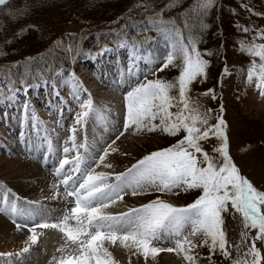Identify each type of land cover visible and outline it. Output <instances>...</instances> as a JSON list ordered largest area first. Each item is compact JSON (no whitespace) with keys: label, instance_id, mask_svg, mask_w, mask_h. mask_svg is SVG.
Returning <instances> with one entry per match:
<instances>
[{"label":"rangeland","instance_id":"374dc122","mask_svg":"<svg viewBox=\"0 0 264 264\" xmlns=\"http://www.w3.org/2000/svg\"><path fill=\"white\" fill-rule=\"evenodd\" d=\"M64 1L65 5L68 0ZM110 1L77 0L75 8L70 10L71 6L66 7L63 9L66 14L60 18L50 8H47L48 12L38 10L41 3L50 5L55 2L54 0L51 2L50 0H6V4L0 5V70L3 75L11 73L14 69L12 65L20 62L26 65L30 60V57L18 58L24 55L22 43H25L27 39H31L33 42L29 49L31 53L27 56L38 58L39 62L50 59L53 64V61L58 59V55L54 57L52 53L54 47L58 46L57 41L63 42L70 59L68 67L55 69L52 65L49 68L52 71H48L47 79L44 82L40 80L35 84L36 86L29 88L27 93L21 90L16 93L14 99L0 100V208L8 206L4 199L7 194V200L18 204L20 208L28 209L40 205L48 209L37 217L32 216L31 213L12 215L0 211V253L20 252L30 235L28 227H31L34 222L39 223L44 220L56 223L63 217L65 210L71 207L63 196L54 198L53 185L59 184V179L53 174L54 167L46 166L44 162L49 146L43 145L37 138L42 133L47 134L49 129L48 134L51 137V148L54 154H49L48 160L50 164L57 166L65 142L68 141L62 136L70 137L73 134L71 132L73 127L76 128V140L81 135H87L88 139H94L96 135L91 134V130H98V142L91 149L93 154H89L87 157L90 161L94 158L98 159L102 149L111 143L112 139L110 138L115 140L123 130L124 94L134 86L135 82L127 89L126 84L120 86L119 97L116 98L111 94L113 91L111 85L113 84L111 82L109 84L107 81L104 85L103 82L106 81V76L120 77L118 76V64L121 67V63L115 62L114 65L107 66V72L102 71L101 65L105 64L107 53L116 50L118 54L122 55L126 51L129 56L130 49L115 48V44H113L105 47L110 49L106 52L103 51L104 48L98 50L100 47L95 48L98 50L96 53L92 49L94 55L91 57L93 54L91 52L89 59L81 60L82 55H77L79 50H89V45H85L87 32L91 34L92 29L99 28L101 31L106 30L104 22L120 13L138 14L146 17L144 21L158 14L166 21L174 20L185 37L193 35L197 38L198 49L202 53L203 59L209 61V66L206 70L207 78L200 77L193 83L191 96L199 100L203 108L212 109L210 124L216 122L220 107L223 105V118L228 126L229 153L241 174L246 176L258 190L264 191V98L259 95L255 78L252 82L248 80V68L253 58L241 51L239 43L240 41L251 43L256 29L264 28V0H242L249 12L245 18H241L239 15L222 14V12L234 8L231 0H213L211 6L207 8L203 6V0H119L115 5L108 4ZM227 4L232 8H226ZM61 5L62 2H60ZM245 13L246 10L241 8L240 14L246 15ZM139 27L140 25L137 29ZM245 27L249 29L247 33L243 31ZM25 28L30 32L25 39L21 35L16 38L14 37L16 34L10 35L12 31H20ZM208 29L209 37L206 38L208 40L210 38L214 50L209 47L210 43L207 47L202 45L206 41L204 36ZM119 32L122 33V37L125 35L124 31ZM152 32V40L146 42L148 43L146 47L151 45L152 48H150L151 50L142 49L141 55L151 59H162L170 50L169 42L157 32ZM142 34L148 35V33ZM77 35L78 37L74 39ZM3 42L9 44L7 50L1 48ZM257 43H264V41H257ZM71 45L74 48L69 51ZM48 48L51 49L50 52H45ZM205 53H211V55ZM47 54L52 58H48ZM12 58L14 61L8 62ZM155 66L158 67L159 63ZM225 67L228 68V74L222 75ZM94 70H98L99 74L97 75ZM143 70H146L145 64H143ZM144 71L141 72L139 78L141 81L144 79ZM178 74V67H170L157 73V76L165 80H174ZM11 75L13 78L16 77ZM147 78L154 79L156 77L149 75ZM76 81L82 85V90L78 93ZM208 89L214 90L216 99H212L211 95H202ZM74 93L79 94L82 100L87 99L89 95L92 98L95 115L91 116L90 114L88 117L89 125L76 124L77 114L81 108L77 100L74 99ZM25 102L30 106L29 111L34 112L38 117L39 127L31 126L29 116L23 107ZM48 103L49 106L46 107ZM68 129L70 133H68ZM177 138L160 132L134 134L129 130L113 145L118 151L110 153L106 158L105 162L110 163L112 167L94 166V171L108 174L124 172L144 155L174 144ZM217 144L218 141L213 137L205 143V150L212 154L211 148ZM87 145L90 146L91 142L88 141ZM53 155L57 156V159ZM109 182L114 183L112 180ZM59 191L63 193V185H60ZM174 191L176 194L151 190L137 196H133L129 192L123 200L110 206H117L116 208L107 212L119 214L124 212L126 204L136 203L141 206L157 199V197L168 203H176L179 207H184L195 201L201 194L200 189L188 191L176 189ZM223 218L224 231L229 245L240 244L241 232L245 231L240 214L232 210L229 205V211L223 214ZM24 222H27L28 227L18 230L16 224ZM187 231L186 229L185 234ZM37 233V243L31 246L28 253L20 257H10L14 260V264H50L54 256L60 255L56 250L63 243L62 233L53 228H38ZM254 235L255 230H251L247 240L250 242ZM194 239L199 243L203 237L198 236ZM158 246L167 248L175 245L172 241H165ZM257 247L264 254V242L257 241ZM109 251L118 264H186L183 256L175 252H161L155 259L149 257L145 261L143 256L132 255L128 249L119 245H109ZM229 251L231 257L225 258L217 250L212 255L211 264H232V259L238 255V251L235 247H230ZM239 251L242 252L243 247ZM195 252L200 257L197 264H210L208 247H198ZM0 258L7 261V257L0 256Z\"/></svg>","mask_w":264,"mask_h":264},{"label":"snow or ice","instance_id":"6c2138e0","mask_svg":"<svg viewBox=\"0 0 264 264\" xmlns=\"http://www.w3.org/2000/svg\"><path fill=\"white\" fill-rule=\"evenodd\" d=\"M212 2L203 0V6L207 8ZM5 3L6 0H0V5ZM150 31L157 32L169 42L170 50L162 59L141 55L144 44L151 39L147 36L143 40L138 36H125L117 45L130 49L132 63L129 72L137 77L134 86L124 94L123 130L102 149L98 159L90 161L87 145H77L76 128L71 129L73 134L65 142L58 165L53 168V174L59 179V184L53 185L54 198L63 196L71 207L56 223L44 220L34 222L31 227L27 222L17 223L18 230L28 227L30 235L25 246L18 253H0V256H23L37 243L38 228H53L62 233L63 243L56 250L60 255L54 256L50 264H118L109 251V245H119L132 255L143 256L145 261L149 257L155 259L161 252H175L183 256L186 264H197L200 257L195 250L198 247H208L210 264L217 250L229 258V248L235 247L238 255L232 259V264H264V254L257 247V241L264 242V191L258 190L241 174L229 153L223 105L216 122L210 124L212 109L203 108L199 100L191 96L193 83L200 77L207 78L209 61L203 59L197 38L193 35L185 37L174 20L166 21L157 14L140 21L138 32ZM243 31L247 33L249 29L245 27ZM257 41H264V28L256 29L251 43H239L241 51L253 58L248 68V80L252 82L255 78L259 95L264 98V43ZM56 43L60 44L59 41ZM103 51L110 49L104 48ZM138 61L145 64L143 81L139 79L138 72L131 71L133 67L139 68ZM157 63L158 67L155 66ZM170 67L179 68L174 80L157 76ZM46 71L52 69L40 67L33 70L29 67L23 76L14 79L10 72L3 75L0 70V100L14 99L21 90L27 93L29 88L36 86L28 83V79L44 82ZM227 74L228 68L225 67L222 75ZM149 75L156 78L148 79ZM75 83L78 93L82 85L78 81ZM202 95L216 99L213 89ZM74 99L81 108L76 124H82L95 111L94 104L90 95L82 100L79 94L74 93ZM23 107L31 126L39 127L38 117L29 111V104L25 102ZM129 130L134 134L160 132L178 138L174 144L144 155L114 177L106 172H95L94 166L112 167L105 162L106 158L118 151L113 145ZM213 137L218 144L211 148L210 154L204 145ZM44 141L49 146L45 154L47 160L49 154H54L51 137L45 134ZM79 149H84L83 154ZM73 152L76 154L70 155ZM111 180L115 182L110 183ZM60 185H63V193L59 191ZM176 189H200L201 194L184 207H176L157 197L127 212L111 214L106 211L129 192L133 196L151 190L176 194ZM4 199L8 206L0 208V211L19 214L16 204L7 200V194ZM229 205L240 214L245 229L241 232V243L237 245H229L224 231L223 214L229 211ZM251 230H255V235L249 242L247 237ZM198 236L203 237L199 243L194 239ZM165 241H172L175 246H158ZM241 247L242 252L239 251Z\"/></svg>","mask_w":264,"mask_h":264},{"label":"trees","instance_id":"16d2710c","mask_svg":"<svg viewBox=\"0 0 264 264\" xmlns=\"http://www.w3.org/2000/svg\"><path fill=\"white\" fill-rule=\"evenodd\" d=\"M52 0H50L51 2ZM55 2L50 3V5H48V3H41V7L39 6L38 10L39 11H43L46 10L48 12L47 8L52 9L54 13L57 14V16L60 18V16H64V14H66L63 9H65L66 7H70V10H73L75 8V3L77 0H68L66 2V4L64 5L65 1L64 0H54ZM119 0H111L108 4L112 5V4H118ZM60 2H62V5L60 6ZM232 4H234V8L232 10L229 11H224L222 12L223 15H239L241 18H245L247 16L248 12V8L246 7V5L244 4V1L242 3V0H231ZM7 3V2H6ZM5 3V4H6ZM228 5V4H227ZM225 8V6H223ZM107 8V7H106ZM226 8H232L230 5H228ZM243 8L244 11L246 10V15H241L240 14V9ZM232 11V12H231ZM236 11V13H235ZM51 13V12H50ZM235 13V14H234ZM221 16V13H220ZM94 17V15H93ZM92 17V18H93ZM137 19V20H136ZM146 19V17L140 16L138 14H131V13H120L119 15H113V17L108 18L107 22H104L103 25H106V30H102L101 28L99 29H92L90 32L91 34H89L87 32V34H85V45H89V50L88 49H83V50H79L77 55H83V54H87V53H91L93 52V50H95V48L97 49L98 47H102L104 45H108V44H113V43H117L118 41H121L122 39L125 38V36H127L128 38H132V37H137L140 40H143L145 38V36L150 37L152 40V31L148 32V35L146 34H141L138 33V25H140V21H144ZM31 31V30H29ZM101 31V32H100ZM119 31H124V36L122 37V33H120ZM209 29L206 31L205 36H204V40L206 39V41L208 40L207 38L208 36V32ZM30 32L27 31V29H22L20 31H12L10 33L11 36H14L15 34V38L19 35L23 36V38H27L26 35L29 34ZM36 34V33H34ZM91 35V36H90ZM208 36V37H207ZM13 37V38H14ZM37 37V35H36ZM78 37V35L76 37H74V39H76ZM207 37V38H206ZM149 40V41H150ZM203 42V46L207 47L208 43H210L209 47L214 50L215 48L211 45V40L209 38V40L206 42ZM23 44V54L22 56H19L18 58H25V57H30L29 61L27 62L26 65H24L23 62H20L18 64H16V67H14V69L11 71V74L15 75L16 77H14V79H19L21 76H23L25 70L29 67H31L33 70L40 68L43 65V68L45 69H49L52 67V65L54 66L55 69L57 68H63V67H68V63L70 62V59L67 55V51L65 50L64 44L63 42L60 43L58 46L54 47V50L52 51L54 57L57 56L58 59H56V61H52L50 59H44L41 62H39L37 59L38 58H34L32 56H27L28 54H30L31 52H29V49L32 47V40L31 39H27V41ZM148 43H145L143 48H145L147 46ZM73 45H71V48ZM9 47V44L6 42H3L1 44V48H3V50H7ZM148 48H152L151 45L148 46ZM27 51L26 53L24 51ZM51 49H46L45 52L49 51L50 52ZM44 52V53H45ZM1 54V53H0ZM48 58H52L51 55L47 54ZM10 59V58H8ZM14 59L12 58V60H8V62H13ZM8 64V63H7ZM48 75V71L45 72V79L46 76ZM38 82H40V79H36V80H32L31 78L28 79V83L30 84H37ZM17 87H19V85H17Z\"/></svg>","mask_w":264,"mask_h":264},{"label":"bare ground","instance_id":"6f19581e","mask_svg":"<svg viewBox=\"0 0 264 264\" xmlns=\"http://www.w3.org/2000/svg\"><path fill=\"white\" fill-rule=\"evenodd\" d=\"M108 66V65H107ZM118 67H120L119 65H118ZM127 67V64L126 63H124V64H122L121 65V68H123V69H125ZM84 73H86V71H84ZM89 74H90V72H88ZM116 73V72H115ZM87 74V73H86ZM110 74V73H109ZM109 74H107V75H109ZM111 75V74H110ZM111 76H113V75H111ZM110 76V77H111ZM119 76V75H118ZM110 77H108V78H110ZM116 78H114L113 80L111 79L110 81H108L109 82V84H110V82L113 84V85H111V87L113 88V91L111 92V94L114 96L115 95V97L116 98H118L119 97V95H118V93H119V91H120V85H119V83L115 80ZM117 79H119V77L117 78ZM107 82V80L105 81V82H103L104 83V85H105V83ZM126 83V82H125ZM125 83L123 84V85H125ZM130 85H127L126 86V89L129 87ZM122 108L124 109V106H122ZM125 110V109H124ZM92 114H94L95 115V113L93 112ZM92 114H91V116H92ZM113 116V115H112ZM114 117V116H113ZM123 122V121H122ZM100 127L102 128V126H101V124H100ZM97 128H99V127H97ZM101 128H100V130H101ZM91 134H95L96 135V137H97V140H98V136H99V133H98V130H91ZM100 134H101V132H100ZM107 134V133H106ZM110 139H112L113 140V138H110ZM87 142H88V140L86 141L85 140V144L87 145ZM90 142V141H89ZM96 146V144L94 143V142H91V145L90 146H88L87 145V147L89 148V150L90 149H93L94 147ZM79 151H81L80 149H79ZM84 152V151H83ZM82 152V153H83ZM94 152V151H93ZM93 154V153H92ZM122 209V208H121ZM124 210V212H127L129 209H127V208H124L123 209ZM37 221V220H36ZM174 244V243H173ZM35 263V262H34Z\"/></svg>","mask_w":264,"mask_h":264}]
</instances>
